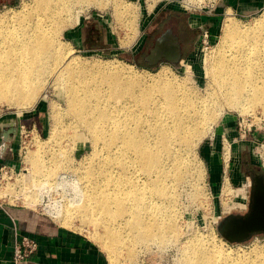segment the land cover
<instances>
[{
    "label": "bare ground",
    "instance_id": "1",
    "mask_svg": "<svg viewBox=\"0 0 264 264\" xmlns=\"http://www.w3.org/2000/svg\"><path fill=\"white\" fill-rule=\"evenodd\" d=\"M103 1L34 0L31 11L17 13L1 23L0 100L32 105L45 74L56 75L67 94L74 126L94 139L98 156L97 163L77 177L78 205L73 204L78 211L71 205L72 211L58 216V221L72 224L69 220L76 214L99 225L103 231L97 239L108 251L110 262L120 264L115 254L118 250L133 256L136 244H162L170 237L175 241L178 238L175 186L190 179L189 154L214 119L217 101L226 100L243 112L249 111L242 108V101L248 99L247 103L260 105L264 111V15L254 28L247 29L240 28L229 13L226 15L219 55L207 67L213 95L199 101L164 75L145 83L105 63L63 57L65 52L57 36L68 23L66 17L76 7L103 8ZM122 4H114L115 12ZM54 112L57 118L55 108ZM44 165L41 160L38 170L33 166V171L24 175L25 185L36 186L37 174L44 180L37 181L48 186L49 179L59 173V162L49 169ZM195 167L197 178L202 177L200 167ZM224 188L228 191L226 183ZM196 191L198 195L200 189ZM1 195L4 193L0 190ZM241 197L240 205L245 206L244 194ZM206 247L192 242L183 250V264H249L248 257L221 256L218 252L219 258ZM252 264L264 263L259 259Z\"/></svg>",
    "mask_w": 264,
    "mask_h": 264
},
{
    "label": "rangeland",
    "instance_id": "2",
    "mask_svg": "<svg viewBox=\"0 0 264 264\" xmlns=\"http://www.w3.org/2000/svg\"><path fill=\"white\" fill-rule=\"evenodd\" d=\"M115 1L124 4L120 5L121 9L117 12L114 10ZM222 2L223 0H215L213 3L207 0H104L103 8L90 6L82 10L77 7L73 9L69 13L71 15H67L68 23L60 29L57 41L61 44L63 53L65 52V58L75 57L83 63H105L120 70L124 76H132L145 83L164 75L185 89L192 98L202 101L213 95L214 84L207 67L219 55L226 15L229 13L242 29L254 28L258 19L264 15V8L233 11L225 8L226 3L222 6ZM33 3L34 0H0V24L9 21L17 13L31 11ZM152 16L154 20L167 16V23L174 24L177 28H184L186 22L189 24V19L191 22L196 20L188 27L193 42L192 51L178 64L162 61L149 65L145 62V53L151 45L145 28ZM204 31L208 34L206 42H203L202 37ZM44 79L45 83L43 82L39 96L32 105L19 106L0 100V120L15 122L17 119L19 124L28 127V133L18 135L16 139L14 159L9 164L13 174L8 173L0 179V190L4 193L0 199L34 209L57 225L82 234L98 246L105 255L107 264H112L108 251L96 237L103 231L99 225L95 226L76 214L69 220L73 225L67 226L58 221V216L62 218L68 210L72 211L71 205L76 207L73 210L78 211V207L74 205L79 198L77 177L97 163L98 156L94 152L97 150L93 147L97 148V144L86 130L74 126L66 101L67 94L56 75L48 73ZM247 100L242 101V108L249 111L242 112L237 105L232 106L226 100L219 99L214 119L208 124L202 137L195 141L188 157L192 171L190 179L175 186V217L180 231L176 241L170 237L162 244L156 241L136 244L133 256L127 255L125 250H118L115 254L120 264H183V250L192 242L206 244V248L214 251L219 258L227 253L233 257L239 255L237 258L248 257L249 264L259 259L264 263V232L253 233L241 242H229L218 231L224 217L246 212L252 177L264 176V111L260 105L251 106ZM54 108L58 111L57 118ZM241 152H244L242 159ZM41 160L45 164L44 169L59 162V173L49 179L48 186L41 184L42 181L38 182L43 178L37 174L36 186L31 183L25 185L24 175L33 171V166L38 170ZM195 166L202 170V177L197 178ZM225 183L228 191H224ZM198 186L200 193L196 195ZM243 194L245 206L240 205ZM218 252H222V255Z\"/></svg>",
    "mask_w": 264,
    "mask_h": 264
},
{
    "label": "crops",
    "instance_id": "3",
    "mask_svg": "<svg viewBox=\"0 0 264 264\" xmlns=\"http://www.w3.org/2000/svg\"><path fill=\"white\" fill-rule=\"evenodd\" d=\"M224 3H226L225 8L233 11H255L264 8V0H223L222 6ZM154 19L152 16L146 23L145 33L149 34L148 40L152 41L157 38L159 35L156 37L154 35L159 34V30L162 32L164 29L170 28L179 38L182 46V58L188 56L193 48L188 27H191V23L196 20L191 22L189 19V24L186 22L184 28H177L174 24L167 23V16L160 20ZM148 53L147 50L145 56ZM31 118L34 119V117ZM18 125L20 124L17 119L15 122L0 120V142L3 134H8L11 138V150H8L4 155L0 151V166L3 163L10 164L14 159L13 149L16 147ZM243 153H240L241 156L239 154L240 159L243 158ZM240 165L242 166V160ZM21 236L35 239L38 248L29 260L17 264H107L103 252L82 234L57 225L50 218L34 209L0 199V264H15L13 262V244L14 240Z\"/></svg>",
    "mask_w": 264,
    "mask_h": 264
},
{
    "label": "water",
    "instance_id": "4",
    "mask_svg": "<svg viewBox=\"0 0 264 264\" xmlns=\"http://www.w3.org/2000/svg\"><path fill=\"white\" fill-rule=\"evenodd\" d=\"M181 50L178 36L167 28L156 38L144 60L149 65L161 61L178 64L182 59ZM252 180L246 212L224 217L218 229L219 234L229 242H241L253 233L264 232V176L255 175Z\"/></svg>",
    "mask_w": 264,
    "mask_h": 264
},
{
    "label": "built area",
    "instance_id": "5",
    "mask_svg": "<svg viewBox=\"0 0 264 264\" xmlns=\"http://www.w3.org/2000/svg\"><path fill=\"white\" fill-rule=\"evenodd\" d=\"M207 1L211 3L215 2V0H207ZM202 37H203V42H206L208 38L207 31H204ZM27 128L28 127H26L23 124L18 125V135L19 136L25 135L27 132ZM10 142H11V138H9L8 134H3L2 140L0 142V151L2 155H4L8 150H11ZM20 142H22V140H20ZM8 173L10 175L13 174V169L10 167V165L6 163L1 164L0 179H2ZM13 247H14L13 262L17 264L29 260L36 253L38 244L35 239L29 236H21L14 240Z\"/></svg>",
    "mask_w": 264,
    "mask_h": 264
},
{
    "label": "flooded vegetation",
    "instance_id": "6",
    "mask_svg": "<svg viewBox=\"0 0 264 264\" xmlns=\"http://www.w3.org/2000/svg\"><path fill=\"white\" fill-rule=\"evenodd\" d=\"M165 31V29L161 32V33H163ZM160 33V34H161ZM159 34V35H160ZM155 40H156V38H154L152 41H151V46L149 47V49H148V52L150 51V49L153 47V45H154V43H155Z\"/></svg>",
    "mask_w": 264,
    "mask_h": 264
}]
</instances>
